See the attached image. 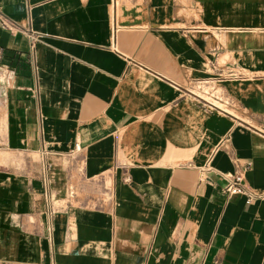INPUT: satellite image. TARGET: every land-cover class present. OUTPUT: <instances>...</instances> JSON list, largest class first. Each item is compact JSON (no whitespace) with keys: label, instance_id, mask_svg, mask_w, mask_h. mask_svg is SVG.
I'll list each match as a JSON object with an SVG mask.
<instances>
[{"label":"crops","instance_id":"1","mask_svg":"<svg viewBox=\"0 0 264 264\" xmlns=\"http://www.w3.org/2000/svg\"><path fill=\"white\" fill-rule=\"evenodd\" d=\"M0 264H264V0H0Z\"/></svg>","mask_w":264,"mask_h":264},{"label":"built area","instance_id":"2","mask_svg":"<svg viewBox=\"0 0 264 264\" xmlns=\"http://www.w3.org/2000/svg\"><path fill=\"white\" fill-rule=\"evenodd\" d=\"M5 27H10L6 21L1 22ZM212 70L217 71L214 66ZM245 75L234 70H219L217 75L209 76L203 80H195L191 86L185 90L186 95L193 101L198 102L203 108L220 112L222 114L231 115V110L235 108L236 103L229 96L226 95L220 87V82L223 80H240ZM227 180V185L224 192L228 197L242 195L247 198V203L254 200V194L249 190L245 183L243 174H225L223 176Z\"/></svg>","mask_w":264,"mask_h":264}]
</instances>
